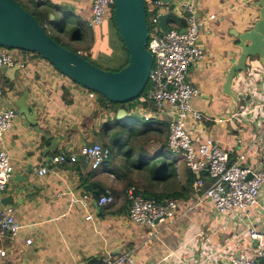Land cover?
<instances>
[{"label": "crops", "instance_id": "crops-1", "mask_svg": "<svg viewBox=\"0 0 264 264\" xmlns=\"http://www.w3.org/2000/svg\"><path fill=\"white\" fill-rule=\"evenodd\" d=\"M257 1L197 0L201 16L215 15L219 20L210 22L203 30L201 46L206 58L189 72V82L202 90L201 97L193 100V106L202 110L207 119L198 124L190 120L188 125L197 144L210 138L233 150L235 158L245 156L244 165L260 168L264 163V146L252 148L264 129V65L259 58L249 59L247 72L235 76L232 89L237 101L223 94L228 72L241 54L237 35L250 30L259 19ZM91 2L72 0V5L76 13L88 18ZM172 25L182 28L185 24L172 20ZM94 38L93 47L98 48H91L87 54L101 60L107 42L105 37L94 35ZM123 64L121 61L120 65ZM1 84L2 106L14 108L18 113L13 128L0 138V150L10 154L14 167L1 203L15 209L22 226L19 245L25 238H31L34 244L26 250L19 246L14 255L0 264H106L110 258L128 250H136V264H226L227 256L232 254L255 257V243L238 218L217 214L210 202H198L203 193V189L194 187L198 175L186 167L183 159L173 157L167 144L163 146L169 136L166 115L147 121L150 123L147 134L154 135L150 136L149 147H144L140 138L136 141L139 147L129 146L132 147L129 153L126 148H120L126 130L140 129L129 116L137 112L145 117L148 106L115 108L103 103L98 94L92 97V91L72 82L40 56H34L26 70H3ZM18 105L24 106L23 114ZM120 109H125L129 116L116 124ZM246 109L253 113L224 125L216 122L220 117ZM26 113H30L29 119ZM121 128L125 129L123 138L113 149L118 157L93 170L79 155L80 147L106 143ZM161 128L166 134L154 133ZM63 154L76 158L65 164L54 163L53 159ZM164 162L171 166V178L167 180L172 182L170 186L164 185L161 191V181L152 183L147 175L142 181L145 183L140 182L137 172L148 174V169L160 167ZM142 163L147 168L135 167ZM45 167L49 173L41 176L39 171ZM200 177L209 182L205 172ZM150 186H155L152 196L146 192ZM131 188H140L145 198L159 202L177 199L178 220L161 225V233L151 237L150 229L131 221L128 198ZM106 191L112 193L115 203L100 208L97 201ZM73 192L92 195L89 211L80 205L71 207ZM261 205L263 209L255 213V225L264 232V195ZM89 213L93 214L91 220L86 219ZM4 243L10 245L11 241Z\"/></svg>", "mask_w": 264, "mask_h": 264}, {"label": "built area", "instance_id": "built-area-1", "mask_svg": "<svg viewBox=\"0 0 264 264\" xmlns=\"http://www.w3.org/2000/svg\"><path fill=\"white\" fill-rule=\"evenodd\" d=\"M155 1L152 35L148 41V49L154 56V64L140 107L144 105L149 107L148 112L144 114L147 121L164 115L168 117L167 148L172 156L177 155L183 159L186 167L198 175L194 187L196 190L203 189L198 202L212 203L219 215H234L240 224L246 227L247 235L255 243L254 258L232 254L227 256L226 264H264V232L255 225V213L260 208L263 209L261 198L264 195V163L260 168L244 165L245 156L235 158L233 150L210 138L204 143L197 144L196 139L190 134L188 125L190 120L198 124L207 119L202 110L193 106V100L201 97L202 90L189 82V72L194 65L206 58L201 46L203 30L207 24L219 18L215 15L201 16L197 0H180L169 5H164L162 0ZM114 8L115 0H92L90 15L87 18L88 28L95 31L111 23ZM167 13L170 14L169 30L162 32L159 16ZM172 20L185 24L184 28L173 25L171 27ZM79 54L83 53L79 51ZM34 56V53L0 47V138L13 128L18 117L17 110L2 106V72L6 68L14 67L26 70L33 63ZM91 96L94 97L95 93L92 92ZM252 113L253 110L246 109L239 114L232 113L230 116L220 117L216 122L224 125L227 121ZM260 146H264V129L252 148ZM79 155L93 170H97L111 158L112 149L101 142L84 144L79 149ZM75 158L63 154L55 157L53 161L56 164H65ZM203 172L209 180L208 183L200 177ZM48 173L47 167L39 171L41 176ZM13 174L14 167L10 154L0 150V261L14 255L19 246L22 245L23 250H26L34 244L31 238H25L19 245L22 226L16 219L15 209L1 203L2 195L7 190ZM128 198L131 221L150 229L151 237H157L161 233V225L172 224L179 218L177 199L170 198L161 202L147 199L141 194L137 195L135 188L128 190ZM92 201L93 197L89 193H71V207L80 205L89 211ZM114 203L115 197L110 191H106L97 201L100 208ZM92 218L93 214L89 213L86 219ZM6 240H10L11 244H5ZM106 264H136V250H128L110 258Z\"/></svg>", "mask_w": 264, "mask_h": 264}, {"label": "water", "instance_id": "water-1", "mask_svg": "<svg viewBox=\"0 0 264 264\" xmlns=\"http://www.w3.org/2000/svg\"><path fill=\"white\" fill-rule=\"evenodd\" d=\"M179 1L162 0V3L169 5ZM255 7L259 9V19L250 30L237 35L241 54L238 63L229 70L223 89V94L235 102L236 93L232 89L235 76L247 72L251 58H259L264 65V0L257 1ZM147 13L145 0H115L113 20L129 55L128 64L119 71L100 68L79 51L76 53L64 47L16 0H0V47L36 53L72 82L101 95L110 103L126 104L144 93L154 64V56L148 49L150 27ZM51 17L55 18L54 15ZM159 21L162 32H167L170 14L160 15ZM18 106L23 114L24 106ZM26 116L29 119L30 113ZM128 116L125 109L118 110L117 123L126 121Z\"/></svg>", "mask_w": 264, "mask_h": 264}, {"label": "rangeland", "instance_id": "rangeland-1", "mask_svg": "<svg viewBox=\"0 0 264 264\" xmlns=\"http://www.w3.org/2000/svg\"><path fill=\"white\" fill-rule=\"evenodd\" d=\"M21 1V0H20ZM24 1V2H23ZM35 2L38 1L39 2H44L45 1H50L51 5H56V6H60L58 9L56 10H51V7H47L44 6L41 9H46V10H50V19L52 21H55V29L58 30L60 28V18L65 19V21L68 22V26H67V31L69 32L71 30V28L73 26H80L82 25V29H83V33H84V38L82 40H73V38H70L68 35H61V43L67 47V48H71V49H77L79 51L85 52L87 54V50L90 48H95L93 47L94 43H95V38L93 35H95L96 37L100 36V37H105V40L107 42V47L104 48V51L100 53H98V51H96L98 54H100L101 60L99 59H95L93 57H88V59L95 65H97L100 68L106 69V70H112V71H116L120 68V63L121 61H124V63L127 62L128 60V54L126 52V50L124 49V47L121 44V41L119 39V36L117 34V30L116 28H114V21H111L110 25H106L101 29H97L95 31H92L88 28L87 25V17L85 16H78L79 18L76 17L75 15V10L70 11V8L72 7V0H66L63 3H59L58 0H34ZM90 0H83V2L87 3ZM22 3H25V0L21 1ZM92 3V2H91ZM145 4L147 7V17H148V21H149V27H150V35H152V17H155V13L154 10L156 8V1L155 0H145ZM69 11H68V10ZM72 13V14H71ZM55 15L56 17L54 19H52L51 15ZM40 19V23L42 25H46L41 18ZM112 26V29H111ZM47 27V25H46ZM47 30L49 31L48 27ZM91 31V32H90ZM56 33H52V35L54 37H57ZM102 41V39L100 40ZM98 48V47H96ZM89 53V52H88ZM120 53V54H118ZM117 54V55H115ZM37 56V55H35ZM39 57V56H38ZM87 57V55H86ZM122 58V60H121ZM121 60V61H120ZM106 61H109V65L106 64ZM115 64V65H114ZM120 65V66H119ZM142 113H135L133 116H131V120H133V122H135L137 125L140 126V129H135V128H131L130 130H126V137L125 140L123 141V145H121L120 148H126L127 152L130 153V149L129 146L132 147H139L137 146L136 141L140 140L141 138V143L143 144L144 147H149L150 145V136L152 134H147L148 132H146V129L149 128L150 123L147 122V120L145 119V117L141 116ZM146 132V133H145ZM154 136V135H152ZM105 143V142H103ZM118 157V152L116 150H112V156L111 158L105 163V164H109L112 163L116 160V158ZM163 156L161 155V158ZM173 157H177V155L173 156ZM136 162V161H135ZM180 162L178 161L177 166L180 168L179 166ZM144 174H141L140 172H137V174L141 177L140 182L141 183H145L142 182L144 181V179L148 178V174L146 172H143ZM179 173H181V171H179ZM147 175V178H146ZM180 175V174H179ZM163 183V184H162ZM161 183V187L159 188V190H162V187L164 185L166 186H170V184L172 183L171 181H164Z\"/></svg>", "mask_w": 264, "mask_h": 264}, {"label": "trees", "instance_id": "trees-1", "mask_svg": "<svg viewBox=\"0 0 264 264\" xmlns=\"http://www.w3.org/2000/svg\"><path fill=\"white\" fill-rule=\"evenodd\" d=\"M18 2H20L22 4V6H24V8L29 11L30 13H32L37 19L38 18H41V20L47 25L49 31L47 30V27L46 25H43L47 32L57 41L59 42L60 44L61 43V38L60 36L61 35H68L70 38H73V40H82L84 38V33H83V29H82V25L81 27L80 26H73L71 28V30L68 32L67 31V26H68V22L65 21V19L63 18H60L61 22H60V28L58 30L55 29V21H52L50 19V13L51 11L50 10H46V9H41L43 8L44 6H47V7H51V10H56L58 9L60 6H56V5H51L50 4V1H45L44 2H39L38 1H34V0H25L26 4L25 3H22L20 0H16ZM24 2V1H23ZM68 10V9H67ZM73 10H76L75 6L72 5V7L70 8V11H73ZM69 11V10H68ZM81 11V10H80ZM78 12V11H77ZM83 12V11H82ZM79 13V12H78ZM72 14V13H71ZM80 14V13H79ZM54 15V14H53ZM55 16V15H54ZM56 17V16H55ZM39 22H40V19H38ZM112 21L113 18H112ZM41 24V23H40ZM111 23L107 24V25H110ZM42 25V24H41ZM114 28L115 27V23H114ZM111 29H112V26H111ZM91 32V31H90ZM52 33H56L57 34V37H54L52 35ZM55 34V35H56ZM118 34V32H117ZM94 36V35H93ZM119 36V35H118ZM120 39V37H119ZM121 41V39H120ZM121 44L122 46L124 47L122 41H121ZM63 45V44H62ZM64 46V45H63ZM65 47V46H64ZM67 48V47H66ZM69 49V48H68ZM125 49V47H124ZM69 50H72L74 52H78L79 50L77 49H69ZM126 50V49H125ZM89 53L91 51V48L87 50ZM25 52V51H24ZM127 52V51H126ZM35 55L39 56L38 54L34 53ZM128 54V53H127ZM87 55V57H86ZM83 56H85V58L88 59V57H91L90 54H83ZM89 60V59H88ZM129 62V55H128V60L126 63H124L122 66H120V68L116 71H119L120 69H122L124 66H126ZM146 91V90H145ZM144 91V93H145ZM144 93L138 97L136 100H133L129 103H126V104H114V103H110L107 101V99H105L104 97H102L101 95L99 96L100 97V100L103 102V103H107V104H110L111 106L117 108L119 106H132V108H135L137 106V104H140L141 103V99L144 97ZM146 107V105H145ZM118 124V123H116ZM104 132V131H103ZM124 132H125V129L124 128H121L120 131L118 132H114L113 135L114 137L110 140V141H107L106 143H104L106 146L110 147L112 150L115 148L116 145H118L120 143V140L123 138V135H124ZM147 132V130H146ZM150 132V131H148ZM151 132H153V130H151ZM154 133H159L160 135L162 134H166V131L164 129L161 128V131L160 129L159 130H156L154 131ZM167 144V141H165L163 143V146H166ZM130 150H132V147H129ZM164 154V153H163ZM161 161H163V159L161 158ZM145 166V167H144ZM136 168H140L142 169L143 167L144 168H147L146 165H144L143 163L142 164H138V165H135ZM171 169V166L170 165H167L166 162H164L160 167L156 166L154 168H151V169H148V177H150V181H161L164 182V181H167L171 178V175H169V170ZM195 180V179H194ZM190 183H193V180H189ZM136 194L139 195V194H142L143 195V192L140 188H136ZM141 191V193H140ZM146 192L149 193V195L152 196V192H155V186H150V187H147V190ZM156 199H159V198H156ZM102 264V263H101Z\"/></svg>", "mask_w": 264, "mask_h": 264}, {"label": "flooded vegetation", "instance_id": "flooded-vegetation-1", "mask_svg": "<svg viewBox=\"0 0 264 264\" xmlns=\"http://www.w3.org/2000/svg\"><path fill=\"white\" fill-rule=\"evenodd\" d=\"M75 15H76V17L80 16V14H79V13H76Z\"/></svg>", "mask_w": 264, "mask_h": 264}]
</instances>
